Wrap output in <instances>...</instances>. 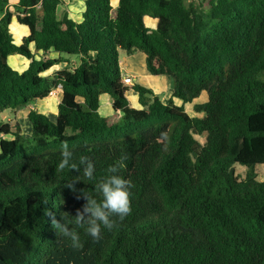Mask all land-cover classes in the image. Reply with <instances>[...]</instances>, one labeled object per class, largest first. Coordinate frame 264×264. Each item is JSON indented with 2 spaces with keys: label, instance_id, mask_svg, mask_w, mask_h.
Masks as SVG:
<instances>
[{
  "label": "trees",
  "instance_id": "1",
  "mask_svg": "<svg viewBox=\"0 0 264 264\" xmlns=\"http://www.w3.org/2000/svg\"><path fill=\"white\" fill-rule=\"evenodd\" d=\"M64 4L0 0V115L61 86L55 119L27 111L31 138L0 121V264H264V0H85L80 22L60 14ZM14 18L28 29L21 44L10 31ZM50 52L79 64L50 78L67 62ZM120 52L143 53L149 74L171 78L168 102L122 84ZM12 55L27 68L13 69ZM203 92L206 102L193 107L202 117H192L184 106ZM64 143L73 162L95 164L94 181L58 170ZM122 157L131 214L100 241L78 228L82 246L72 247L46 210L74 219L83 192L99 201L95 185Z\"/></svg>",
  "mask_w": 264,
  "mask_h": 264
},
{
  "label": "clouds",
  "instance_id": "2",
  "mask_svg": "<svg viewBox=\"0 0 264 264\" xmlns=\"http://www.w3.org/2000/svg\"><path fill=\"white\" fill-rule=\"evenodd\" d=\"M121 80L123 84V79L121 78ZM133 85H129L130 87L127 85L124 86L131 88ZM52 91L55 93L56 91H61V86L59 85ZM49 96L51 97L54 95L49 94ZM73 158V151L67 143H64L61 146V159L57 165L58 170H76L79 174L82 173L83 177L88 181H94L96 172L95 164L84 156L80 157L78 164L73 162ZM123 161L124 158L122 157L120 160L116 161V163L109 165L106 170L107 175L105 178L95 185V191H98L101 195L99 201L95 196L84 195L83 192L86 203L83 205L82 211L78 210L76 212L74 219L60 222L52 213L46 210V214L51 218L53 229H55L56 233L61 237L70 241L72 247L80 248L82 246L80 244L78 228H83L87 235L94 241H100L102 239L103 230L106 229L111 231L117 226V220L123 221L131 214L130 189L132 188V184L130 180L124 178L120 174V169L125 166ZM67 186L75 191L71 183ZM73 224H75L76 227H73Z\"/></svg>",
  "mask_w": 264,
  "mask_h": 264
},
{
  "label": "crops",
  "instance_id": "3",
  "mask_svg": "<svg viewBox=\"0 0 264 264\" xmlns=\"http://www.w3.org/2000/svg\"><path fill=\"white\" fill-rule=\"evenodd\" d=\"M65 1H66V4H64V6H67L66 7L67 8L66 13L68 14V16L70 18H72L74 21L80 22L81 19H82V13H83L84 8H85V0H74L72 2H70V0H65ZM111 2L113 4V6H116L118 4V0H111ZM10 9H11V11L14 10L12 7ZM16 23L17 22H15V20H13L11 22L10 31H11V26H13ZM16 25L20 28V30L18 29V31L21 34V36L18 37L16 35H14L12 33V31H11V33L13 35V41L16 44H21L22 38L28 35V29L26 27H24L23 25H20L18 23ZM31 49L33 51L32 46H31ZM138 53H140V52H138ZM41 55H42L41 53H36V57L37 58H40ZM140 55L137 54V53H134V54H131V55H127L124 52H120V67H121L122 79L124 77L130 76V77L133 78V81H134V84H135V83H140L138 81V77L139 76H140V78L148 77V74H147L148 71H147L146 65H145V55L144 54H143V56H140ZM48 56L50 58L63 57L64 59H66L67 62H63L64 64L62 65L61 68H63L64 66L68 65L67 64L68 61H69L68 59L74 58L72 56H69V57H64L62 55L60 56V55H58L56 53H52V52L49 53ZM9 58L11 59V61L13 60L12 62L14 64L15 70H17L19 72H22L28 66V60L25 59L24 57L20 56V55H12V56H9L8 59ZM75 59H76V61L74 63V66L71 64L73 67H75V66H77L79 64V57H76ZM16 63H18V66L16 65ZM57 65H55V66H57ZM55 66L52 69H54ZM142 67L144 68V70H143ZM61 68H59V69H61ZM52 69H50L48 72H50ZM56 72H57V70H55V74H56ZM159 77H162V76H159ZM160 79H165V78H160ZM163 84L164 85H169V86L172 87V83L170 84V81L168 82V80H163ZM154 88L155 89L153 90V92L156 95L161 94V95L164 96V99L162 100L164 103L169 101V99L171 98V95H172V91L169 92V93H161V92H163V90L161 89L160 86L154 85ZM129 92H132V97L134 98L133 102H131L130 99H129V96H128ZM55 95L59 96V101H60V99H61V91H56ZM51 97H54V96H51ZM126 97L129 100V102H130L132 107H134V108H139L140 107V105L138 104V95L132 89H130L129 91L126 92ZM47 98H49V97H47ZM173 101L178 106L182 104V102L180 100H178V99H174L173 98ZM191 104L192 103H189V104H186V105L190 106ZM185 106H184V108H185ZM112 111L113 110H112V106H111V98H110V96L107 95V94L101 95L100 96V112H101V114L104 115V116H107V115L111 114ZM185 111L187 112L186 108H185Z\"/></svg>",
  "mask_w": 264,
  "mask_h": 264
},
{
  "label": "rangeland",
  "instance_id": "4",
  "mask_svg": "<svg viewBox=\"0 0 264 264\" xmlns=\"http://www.w3.org/2000/svg\"><path fill=\"white\" fill-rule=\"evenodd\" d=\"M72 1H74V0H70V2H72ZM66 7L67 6L62 5V7L60 9V14H63V12H66L67 11V8ZM13 20H15V18ZM15 22H16V20H15ZM16 24H14L13 26H11V31H12V33L14 35H16V36L19 37V36H21V34L18 31V29L20 30V28ZM137 54H139V55L141 54L140 56H143L142 53H137ZM62 56L69 57V56H66V55H62ZM72 57H74V58L68 59L69 62L67 63L71 68H73L74 63L76 61L75 58L77 56H72ZM12 61L9 58L8 59V64L13 69H15L14 64H13ZM63 64L64 63H61V64H58L57 66H55V68L52 69L50 72H48L46 74V76H48L50 78H53V76L55 74V70H59V68H61ZM16 65L18 66V63H16ZM145 65H146V63H145ZM143 70H144V68H143ZM147 74H148V77H146V78H140V76H139L138 77V81L140 83H135V84H140V85L145 86V87H148V88H150L152 90L155 89L154 88V85H158L163 90V92H161V93H169V92L172 91V87L171 86L164 85L163 84V80H168V82L170 81V84H171L172 83V80H171L170 77H168V76H162V77L154 76V75L149 74L148 72H147ZM160 78H165V79H160ZM55 94L56 93H54V97H50L49 96V98H46V99H44V100H42L40 102H37L34 105H29L28 107L21 108V109H18L16 111H5L4 113H2L0 115V121L2 123H9L10 126H11V128H12V131H14V132H15V126L18 125V129H16V131H19V133L22 136H24L25 138H31V128H30L31 125H30L29 121L26 118L27 111L29 109H34V110H37L40 113H44V114L48 115L51 119H55V117L57 115V105L59 103V96H57ZM128 96H129L130 101L133 102L134 98L132 97V92H129V95ZM158 96L161 98V100L164 99V96L163 95L159 94ZM206 100H207V96H206L205 92H203L200 95L199 98L195 99L192 102V104L190 106L189 105H186L185 106V108L187 110V113L190 116H192V117L193 116L202 117V114H196L193 111V107H194L195 104H202V103L206 102ZM197 139L200 140L201 142H203V138L202 137H197ZM235 168H236V172L239 175H244L245 169L243 167H241L239 165H235ZM258 179L259 180H263L264 179V167H262L260 169Z\"/></svg>",
  "mask_w": 264,
  "mask_h": 264
},
{
  "label": "built area",
  "instance_id": "5",
  "mask_svg": "<svg viewBox=\"0 0 264 264\" xmlns=\"http://www.w3.org/2000/svg\"><path fill=\"white\" fill-rule=\"evenodd\" d=\"M186 1L189 2V3H199L202 0H186ZM123 84L124 85H127V86L133 85V79H132V77L128 76V77L123 78ZM54 93L55 92L51 91L50 92V95H54Z\"/></svg>",
  "mask_w": 264,
  "mask_h": 264
}]
</instances>
